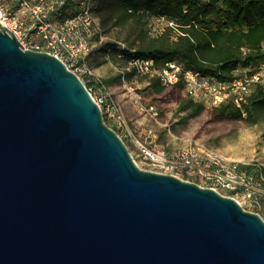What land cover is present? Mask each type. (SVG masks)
Returning a JSON list of instances; mask_svg holds the SVG:
<instances>
[{
    "label": "water",
    "instance_id": "95a60500",
    "mask_svg": "<svg viewBox=\"0 0 264 264\" xmlns=\"http://www.w3.org/2000/svg\"><path fill=\"white\" fill-rule=\"evenodd\" d=\"M0 264H264V220L141 170L80 77L0 22Z\"/></svg>",
    "mask_w": 264,
    "mask_h": 264
},
{
    "label": "trees",
    "instance_id": "16d2710c",
    "mask_svg": "<svg viewBox=\"0 0 264 264\" xmlns=\"http://www.w3.org/2000/svg\"><path fill=\"white\" fill-rule=\"evenodd\" d=\"M73 6L68 0L59 7L63 15ZM94 16L99 20L104 37L112 32L125 31L122 41L101 42L99 36L92 40V49L86 59V66L93 72L104 63L117 69V76L96 82L97 77L80 78L90 91L101 87L104 92L114 86L132 84L134 80L146 83V91L152 96L163 94L168 88L185 92L183 83L164 86L157 79L141 77L128 71L132 55L153 60L162 67L174 60H180L186 71H196L220 82H232L236 72L254 68L264 62V0H97ZM166 18L175 21L177 30L168 27L161 34L151 36L148 30L150 20ZM120 35V34H119ZM126 45L124 58H118L120 45ZM96 44V48L93 46ZM109 53L110 60L105 56ZM209 109L190 98L178 107L180 122L187 126ZM215 110L219 118L242 121L256 125L264 119V91L257 89L241 107L232 101ZM106 125L119 135V130L104 119Z\"/></svg>",
    "mask_w": 264,
    "mask_h": 264
},
{
    "label": "built area",
    "instance_id": "2783aa9c",
    "mask_svg": "<svg viewBox=\"0 0 264 264\" xmlns=\"http://www.w3.org/2000/svg\"><path fill=\"white\" fill-rule=\"evenodd\" d=\"M42 1L51 5L48 11H45ZM66 1L68 0H40L31 10L29 25L18 16L8 14L0 8V22L14 34L24 49L58 58L78 76L83 73L85 76L94 77L86 66L92 40L99 36L101 42L107 41L102 35L99 20L93 14L97 0H73L74 7L65 11L67 16L61 21L57 18L63 15L59 11L55 13L54 6L61 7ZM21 6H27V1ZM164 20L166 18L156 19L158 22ZM119 45L118 58L123 59L126 45ZM105 60H110L109 53L106 54ZM127 70H134L141 77L157 79L167 87L183 83L187 97L207 108H217L230 101L241 107L257 89L264 91V62L254 68L237 71L232 82H220L215 77L186 71L180 60L158 67L153 60L132 55ZM96 82L102 84L99 78H96ZM89 92L92 95V91ZM94 100L104 119L126 122L121 109L110 101L109 97L103 95ZM136 100L140 102L141 99L137 97ZM144 111L153 120L158 121V110L155 106H148ZM149 135L153 139L152 131H149ZM136 144L143 158L151 165L152 172L175 176L212 189L235 199L245 211L258 214L264 220V160L229 159L199 143H194L177 153L158 148L153 141H136Z\"/></svg>",
    "mask_w": 264,
    "mask_h": 264
},
{
    "label": "rangeland",
    "instance_id": "374dc122",
    "mask_svg": "<svg viewBox=\"0 0 264 264\" xmlns=\"http://www.w3.org/2000/svg\"><path fill=\"white\" fill-rule=\"evenodd\" d=\"M27 1V6H21ZM40 0H0V8L8 13L23 19L26 25L30 23L32 8ZM45 11L51 7L42 1ZM48 6V7H47ZM177 23L171 19L158 22L150 20L148 30L151 36L161 34L168 27L177 30ZM120 34V35H119ZM125 37V31L112 32L107 41L118 42ZM27 45V44H26ZM96 48V44L93 46ZM117 69L109 63H104L92 73L94 77L107 80L117 76ZM79 77L84 79L83 73ZM147 84L140 83L137 79L132 84L114 86L107 92L97 88L92 90L95 99L101 96L109 97L125 117V123L114 119L105 118L111 126L119 130V136L126 144L130 155L138 167L143 171L152 172L151 165L143 158L138 150L136 141L150 143L153 141L158 148L170 153H177L182 149L199 143L202 146L214 149L225 157L233 160H264V119L256 125H248L242 121H229L219 118L214 109H206L201 117L191 121L187 126L180 122L178 107L187 98L185 92L176 88H168L159 96H152L146 91ZM140 97V102H137ZM155 106L158 110V121L153 120L144 110L148 106ZM153 132V139L149 135ZM187 180V179H185Z\"/></svg>",
    "mask_w": 264,
    "mask_h": 264
}]
</instances>
